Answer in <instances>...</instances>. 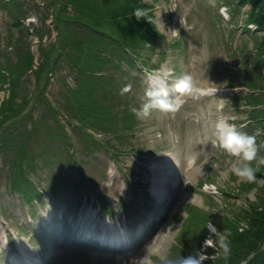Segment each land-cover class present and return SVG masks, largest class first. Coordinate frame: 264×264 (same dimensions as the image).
<instances>
[{"label": "rangeland", "instance_id": "obj_1", "mask_svg": "<svg viewBox=\"0 0 264 264\" xmlns=\"http://www.w3.org/2000/svg\"><path fill=\"white\" fill-rule=\"evenodd\" d=\"M223 1L142 0L151 5L156 26L165 36L158 37L153 48L152 44L145 43L141 55L151 69L159 71L158 75L164 76L162 69L172 70L167 85L169 98L179 97L182 104L175 112L154 109L148 117H138L134 113L135 123L124 130L120 129L119 136L113 133L96 134L89 130L96 135L94 140L88 135L74 132L73 125L66 118L75 119L69 89H79L78 82L86 80L73 59L80 54L73 39L89 37L88 32L76 33L72 27L79 24L74 23L67 27L69 33L66 41L58 34L55 22L50 24L51 18L43 21L46 6L49 12L52 11L49 3L38 5V0H0V63L12 64L13 58H18L17 54L28 50L38 60L43 51L50 54L56 68L44 95L49 98L48 102L64 112L59 117L73 132L72 138L76 142V146L65 149L60 146V139L51 140L49 137L45 140V143L60 146L59 153L53 155V160L58 162L50 166L42 156L38 158V166L31 172V177L45 194L28 203L22 192L11 187L10 154L4 149L0 150V264H23L21 250L12 234L32 244L38 245L39 242L38 247L35 246L46 264H135L139 260V264H142V259L148 260L143 264H161L162 257H179L177 250L195 252L201 248L210 235L207 228L209 223L214 224L221 234L222 229L227 233L224 215L238 220L236 226L239 231L248 228L249 232H255L252 230L254 223H248L255 220L256 215H264V165L258 163L264 157V147L259 148L263 151H258L255 164L251 163L256 169L257 179L254 182L242 180L230 170L233 164L242 161L219 146L215 125L218 120L226 119L240 130L249 120L252 105L248 95L251 90L243 86L246 85L245 81L254 80L257 86L252 89L253 93L256 98L264 99V50L258 48L259 43L264 41V30H257L256 26L251 30L245 27L251 4L242 7L235 3L237 10H233L232 23L231 16L223 12ZM68 9H71L70 5ZM22 10H25V14L30 11L37 21L30 23L26 15L27 22L22 20L23 24L17 25L16 22L25 17L20 14ZM40 29L44 30L42 37L38 34ZM97 48L96 43H84L82 51L87 53ZM134 64L135 68L123 63L124 68L109 66L111 70H106L109 67L101 70L106 74L102 77L98 94L102 93V87L113 89L104 99L105 103H113L115 108L124 110L128 105L140 109L147 101L142 66L138 60ZM155 64L158 66H153ZM110 75L112 80L108 79ZM184 75H191L204 94L176 93L173 86ZM4 84L7 85V82ZM21 84L22 95L32 90L35 84L33 73L26 74V78L23 76ZM128 84L132 85L131 91L122 94L121 90ZM5 88L0 90L1 99L8 93ZM52 112L45 101L39 102L34 119L56 123ZM28 124L31 125V121ZM245 128L241 129L245 130L242 132L255 136L258 146L264 145V122L252 131ZM8 144L11 143L8 141ZM33 146L38 147V142L35 141ZM131 149L143 151L137 157L130 154ZM164 152L173 154L179 160L181 183L171 188L169 182L163 198L156 200L150 192L153 189L150 158ZM73 153L80 162L73 161ZM191 161L190 168L185 170ZM138 177L143 180L142 185L149 189V193L141 190L134 200L129 193V181ZM78 180H84L88 185L78 190L75 185ZM211 184L225 193L211 192L208 189ZM189 194L199 197V202L192 200L194 198L186 199ZM99 195L107 197L110 202L103 203ZM120 199L133 201L132 208L137 209L138 213L131 210L128 217L122 214L117 204ZM142 200H146V203ZM103 207L114 211V223L120 221L123 224L122 228L127 233V249H102L94 242L92 235L81 230L80 225L77 226L89 210L99 211L100 217L105 219ZM63 211L69 214V224L64 216L60 217ZM197 215L203 217V222L196 218L195 227L194 224L187 225L189 218ZM172 226L176 229L171 236H167ZM74 234H78L83 242L71 243L70 238L75 237L72 236ZM212 238L218 241L214 235ZM160 242L164 246L163 253L154 248ZM53 250L56 255L50 257ZM207 252L216 258L217 251L209 248ZM11 257L18 262L11 263Z\"/></svg>", "mask_w": 264, "mask_h": 264}, {"label": "trees", "instance_id": "obj_2", "mask_svg": "<svg viewBox=\"0 0 264 264\" xmlns=\"http://www.w3.org/2000/svg\"><path fill=\"white\" fill-rule=\"evenodd\" d=\"M223 2L229 4L232 10L238 3L242 7L251 4L252 9L247 11L249 16L246 21L257 22L260 29L264 30V0H225ZM236 2L237 4H235ZM50 4L53 6V21L60 37L62 35L63 39L66 38L67 41L69 33L67 27L74 23L79 24L72 27L76 33L81 34L83 31H87L89 35L86 38L76 37L73 39V44L78 45L80 51V54H77L73 59L75 65L78 66L79 73L86 80L78 82L79 89H69L73 97V106H71L72 109L74 108L75 119H68V123L77 128L73 129L74 132L82 136L88 135L94 140L96 135L90 133L89 128L105 135L113 133L119 136L120 129L131 127L136 121L135 114L130 111L133 106L128 105L126 109L121 110L115 108L113 103H105L104 99L109 97L113 89L102 87V93L98 94L102 77L106 74L101 70L109 66L120 69L122 61L132 65L136 60L144 61L141 55L144 44L149 42L153 48L157 38L165 36L156 26L151 5L142 2V0H50ZM69 5L71 9H68ZM137 8L144 9L152 23L148 18L137 20L133 15ZM20 14L25 16V10L20 11ZM16 24L22 25L21 20ZM38 31L42 37L44 30ZM262 38L264 39V35ZM84 43H89V45L96 43L98 48L84 53L82 51ZM52 45L55 46L54 43ZM258 48L264 50V41L259 43ZM17 57L13 58L14 63L12 64L10 62L0 63V81L9 83L8 88L11 95L4 99L0 105V149L12 152V156L8 154L12 167V180L15 186H19L27 195L28 199H32L41 194L30 178L31 172L38 166V158L42 156L46 164L53 166L58 162L53 160V155L59 153L60 146L70 149L71 146H76V142L72 138L73 132L59 117L62 110L54 106L52 102H48L49 98L44 95L49 78L54 74L56 68L50 54L43 51L37 67L34 66V56L30 50L17 54ZM106 70L111 69L109 67ZM29 73L30 75L33 73L35 77L34 87L28 93L26 91L22 99L18 101L22 91L23 76L26 78V74ZM108 79L112 80V75ZM245 83L250 89H255L257 86L254 80L253 82L247 80ZM113 88L117 87L113 86ZM248 97L250 103L256 106L251 110V115L259 123H262L264 107L257 106L264 104L263 97L256 98L254 93L249 94ZM42 101H45L48 108L53 111L52 117L56 123L51 124L49 120L43 119L35 121V108L37 103ZM29 121H31V125L28 124ZM20 126L23 128H19ZM3 127L5 128L2 130ZM41 137L43 138L41 139ZM49 137L51 140L60 139V146L45 143ZM8 141L11 144H8ZM35 141L38 142V147L33 146ZM83 146L85 145L83 144ZM72 156L73 161L80 162L75 153ZM63 159L66 160L64 157ZM67 160L69 164V159ZM81 183L82 185L86 184L84 181ZM223 217H225L223 222H226V227L225 223H223V227L226 228L227 233H224L222 229L223 234L221 235H226L230 241V254L225 258L222 250H217L216 258L208 259L204 261V264H242L244 262L245 264H264V215H256V219L248 223H254L252 230L255 232H249L248 228L239 231L236 226L238 220H232L226 215ZM196 218L203 222V217L197 215L189 218L187 225L190 223L195 227ZM234 228L236 229L234 230ZM196 242H200V240ZM211 250L214 251L212 248ZM176 252L179 257H186L196 251L177 250ZM171 258L178 257L172 256Z\"/></svg>", "mask_w": 264, "mask_h": 264}, {"label": "clouds", "instance_id": "obj_3", "mask_svg": "<svg viewBox=\"0 0 264 264\" xmlns=\"http://www.w3.org/2000/svg\"><path fill=\"white\" fill-rule=\"evenodd\" d=\"M133 15H135L137 20L148 18L145 10L142 8L135 9ZM149 21L152 23L150 19ZM161 71L164 72V78L154 79L152 74L148 75L147 81L149 87L145 92L147 101L143 103L142 107L140 109L135 107L130 108V111L135 113L138 117H148L154 109L165 112H175L181 106L182 101L179 97H175V99L169 98L166 77L173 74L172 70L162 69ZM173 88L176 93L181 95L204 94V90L193 82L191 75H184L179 78L175 82ZM131 89V84L126 85L121 90L122 94L130 92ZM215 131L219 146L229 155L235 156L242 161L240 164H233L230 169L231 172L242 180L254 182L257 179L256 169L251 166V162L257 160L259 148L264 147V145L258 146L255 136L248 135L238 130L235 124L229 123L226 119L217 121ZM258 163L264 165V157H261ZM205 187H207V185ZM207 228L210 235L204 240L201 248L196 250L194 254L178 258L162 257L161 264H204V261L208 259H215L214 256H210L207 253V249L209 248L214 249V251L222 250L223 255L227 258L231 250L228 237L226 235H221L220 231H218L216 226L212 223H209ZM213 235L217 237L218 243L212 238Z\"/></svg>", "mask_w": 264, "mask_h": 264}, {"label": "bare ground", "instance_id": "obj_4", "mask_svg": "<svg viewBox=\"0 0 264 264\" xmlns=\"http://www.w3.org/2000/svg\"><path fill=\"white\" fill-rule=\"evenodd\" d=\"M164 78V77H158ZM190 164L187 163L185 168H189ZM151 167L153 170V181H154V190L162 194L166 185L171 181L172 183H180L179 179V161L171 153L164 152L161 155H157L152 159ZM187 198H194L192 200L199 202V197L193 196L192 194L186 195ZM80 227L88 230L89 232H98L101 238L105 241L122 243L127 239V234L124 230L118 227L117 223H113L108 218L102 220L98 216L97 211L89 210L87 211L80 221ZM176 227L172 226L171 231L167 233V236L173 234ZM20 248L22 251V258L24 264H43V260L38 252V250L32 246L29 241L19 239ZM163 242V241H162ZM162 242L155 244V251L163 253V244ZM143 260V259H142ZM141 260V263L147 262ZM140 260L135 264H139ZM152 264V263H151Z\"/></svg>", "mask_w": 264, "mask_h": 264}]
</instances>
